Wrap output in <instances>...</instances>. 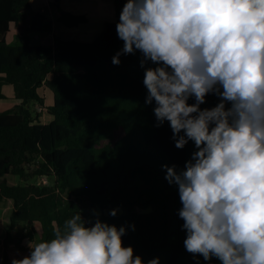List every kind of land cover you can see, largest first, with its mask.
<instances>
[{"label":"trees","instance_id":"trees-1","mask_svg":"<svg viewBox=\"0 0 264 264\" xmlns=\"http://www.w3.org/2000/svg\"><path fill=\"white\" fill-rule=\"evenodd\" d=\"M60 1L51 0L58 22L77 27L88 21ZM113 2L118 18L92 41H79L55 31L45 13H34L32 0H0V99L11 84L21 100L0 111V206L14 202L6 245L23 250L26 239L51 240L54 226L62 228L80 210L94 222L98 211L102 221L125 226L123 244L145 262L158 257L159 264H220L184 247L178 187L168 183L163 165L182 169L194 143L178 149L168 122L156 127L154 102L145 104L139 51L112 63L123 47L116 24L125 0ZM12 25L19 33L9 42ZM34 32L53 38L41 43ZM43 86L53 92L51 104ZM218 102L209 93L201 108ZM36 105L53 119L44 123ZM8 175L21 181L11 183ZM112 209L118 210L115 216ZM0 264H11L8 252Z\"/></svg>","mask_w":264,"mask_h":264},{"label":"clouds","instance_id":"clouds-1","mask_svg":"<svg viewBox=\"0 0 264 264\" xmlns=\"http://www.w3.org/2000/svg\"><path fill=\"white\" fill-rule=\"evenodd\" d=\"M116 32L123 47L112 63L139 51L156 127L168 122L178 149L194 143L182 169L163 165L178 187L186 251L264 264V0H125ZM209 93L219 102L201 108ZM53 233L11 264H159L134 254L125 226L98 211L92 222L80 210Z\"/></svg>","mask_w":264,"mask_h":264},{"label":"crops","instance_id":"crops-1","mask_svg":"<svg viewBox=\"0 0 264 264\" xmlns=\"http://www.w3.org/2000/svg\"><path fill=\"white\" fill-rule=\"evenodd\" d=\"M68 0H61L60 4L63 9L72 11L73 7L67 6ZM86 9V10H85ZM31 10L35 12H43L46 16L53 21L54 30L59 31L66 39H75L79 41H92L96 36H98L104 29L107 21L116 20L117 14L115 10V4L111 0H89V4L84 7V9L73 10L74 13H85L88 17V21L77 26V27H67L64 24L58 22L56 16L58 14V7H55L51 0H32V8ZM97 13L98 15L103 16V21L100 23V28L94 29L91 33L90 28L93 26H98L97 22L93 23V19L91 14ZM88 14V15H87ZM91 18V19H90ZM19 30L16 26L12 25L11 30L7 35V39L9 42L16 41L17 34ZM35 38L38 42H47L49 39L53 38V33L47 32H39L35 33ZM4 92L6 94V98L0 99L3 102L2 111L7 110L15 106L16 104L21 103V100L15 96L14 87L11 84H6L4 86ZM42 94L46 96V104H51L53 101V92L46 86L41 88ZM43 111L42 113V121L47 123L53 119V116L47 111Z\"/></svg>","mask_w":264,"mask_h":264},{"label":"rangeland","instance_id":"rangeland-1","mask_svg":"<svg viewBox=\"0 0 264 264\" xmlns=\"http://www.w3.org/2000/svg\"><path fill=\"white\" fill-rule=\"evenodd\" d=\"M111 1H113V0H111ZM68 2H70V3H67V6L73 7V9L71 8V10H72L71 12H73V10L77 11L80 9H84V7L89 4V0H68ZM55 7H57V6L55 5ZM79 14H85V13H79ZM91 17L93 19V23L94 22L98 23V26H93L90 28L89 32L92 33L94 31V29L96 31V29L102 27V26H100V23H102V21L104 19H103V16L98 15L97 13H93V12L91 14ZM2 107H3V102L1 100L0 101V111H2ZM8 180L11 183H17V182L21 181L20 177L15 176V175H8ZM41 180L43 182L48 181V179L46 177L41 178ZM13 207H14V202L12 199L4 200V202L0 206V261L1 262H2V258L4 256V254L6 252L9 253L10 261H12L13 258L21 259L30 253V249L28 247V242H29L28 239H26L24 241V243L26 245L25 246L26 249H23V250L18 249L17 244L16 245L15 244L6 245L7 229L9 226V220H10V216H11ZM38 226L40 227V224H38ZM35 242H37V241H35ZM35 242H33V243H35Z\"/></svg>","mask_w":264,"mask_h":264},{"label":"built area","instance_id":"built-area-1","mask_svg":"<svg viewBox=\"0 0 264 264\" xmlns=\"http://www.w3.org/2000/svg\"><path fill=\"white\" fill-rule=\"evenodd\" d=\"M38 110L39 111H45L46 110V107L40 105V106H38Z\"/></svg>","mask_w":264,"mask_h":264}]
</instances>
